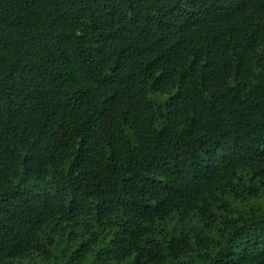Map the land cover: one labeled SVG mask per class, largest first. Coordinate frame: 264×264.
<instances>
[{"label": "trees", "instance_id": "1", "mask_svg": "<svg viewBox=\"0 0 264 264\" xmlns=\"http://www.w3.org/2000/svg\"><path fill=\"white\" fill-rule=\"evenodd\" d=\"M0 264H264V0H0Z\"/></svg>", "mask_w": 264, "mask_h": 264}]
</instances>
